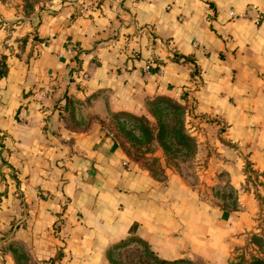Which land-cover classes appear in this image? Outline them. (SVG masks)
Returning a JSON list of instances; mask_svg holds the SVG:
<instances>
[{"label": "crops", "instance_id": "obj_1", "mask_svg": "<svg viewBox=\"0 0 264 264\" xmlns=\"http://www.w3.org/2000/svg\"><path fill=\"white\" fill-rule=\"evenodd\" d=\"M0 70V264H106L128 240L227 264L263 228L264 0H0ZM157 96L235 207L127 158L112 114Z\"/></svg>", "mask_w": 264, "mask_h": 264}, {"label": "rangeland", "instance_id": "obj_2", "mask_svg": "<svg viewBox=\"0 0 264 264\" xmlns=\"http://www.w3.org/2000/svg\"><path fill=\"white\" fill-rule=\"evenodd\" d=\"M157 117L164 126L163 142L165 147L160 145L151 135L142 134L140 127L135 122L127 119L124 122L112 120L108 124L107 129L116 137L117 141L123 146L127 158L146 168L155 177H166V172L171 170L177 175H180L186 182L195 185L203 194L211 199L213 203L218 205L235 207L236 192L226 182L224 176L218 175L210 184V180L202 171L200 159L198 157L197 145L194 141H183L179 137L180 122L184 120V109L174 111L167 108H162ZM151 129L156 133L158 127L155 119L150 116ZM160 125V124H159ZM2 196V193H0ZM3 200L0 197V210L2 209ZM261 212V213H259ZM256 220L263 224L264 228V201L259 205ZM261 229L257 234H262L264 239V229ZM255 235V234H252ZM252 235L248 242H245L235 251L233 258L240 255L250 257L257 254L258 246L250 243L253 241ZM254 243V242H253ZM158 257L145 245L138 240H128L124 244L116 245L108 251L106 264H161L158 262ZM183 260V261H181ZM177 260L173 264H207L202 261H194L189 259Z\"/></svg>", "mask_w": 264, "mask_h": 264}, {"label": "trees", "instance_id": "obj_3", "mask_svg": "<svg viewBox=\"0 0 264 264\" xmlns=\"http://www.w3.org/2000/svg\"><path fill=\"white\" fill-rule=\"evenodd\" d=\"M3 73H5V71L0 70V75H2ZM162 108L163 109L167 108V109H171L174 111H179V110L184 109V107L180 103L172 100L171 98H169L167 96H157L154 99L149 100L148 101V112H149L150 116H152L155 119L156 123L158 124L157 125L158 127H156V133H152L154 131L151 129V127H149L151 125V122L149 121L148 116L132 115L129 113L121 112V113L112 114V117H113V119L120 121V122H124L123 120H127V119L135 122L136 125H138V127H140L142 134L151 135L160 145L165 147L166 146L165 142H163L164 126H163V124L160 123V121L157 117V113H159V111ZM180 124L181 125H180L179 132H178L180 139H182L183 141H194L192 139V137L186 132L183 119L181 120ZM261 235L262 234L252 235L253 241H250V243L252 242L251 244L259 247L257 254L250 255V257H245V255H240L238 257H235V258H232L231 260H229L227 264H264V239H262ZM250 240H252V239H250ZM138 241H140V240H138ZM140 242L143 245H145V243H143L142 241H140ZM124 243L125 242H123L121 244H124ZM118 245H120V244H118ZM157 260L161 264H173V263H176L177 260H181V259L165 260V259H159L158 258ZM181 261H183V260H181Z\"/></svg>", "mask_w": 264, "mask_h": 264}, {"label": "built area", "instance_id": "obj_4", "mask_svg": "<svg viewBox=\"0 0 264 264\" xmlns=\"http://www.w3.org/2000/svg\"><path fill=\"white\" fill-rule=\"evenodd\" d=\"M229 14H230L231 16H233V17H234V16H241L240 14L237 15V14L234 13L232 10L229 11ZM149 68H150V67H149V64H147V65L145 66V70L148 71Z\"/></svg>", "mask_w": 264, "mask_h": 264}]
</instances>
